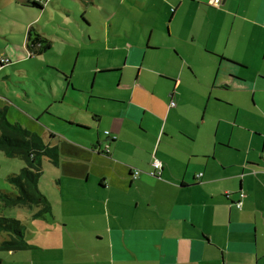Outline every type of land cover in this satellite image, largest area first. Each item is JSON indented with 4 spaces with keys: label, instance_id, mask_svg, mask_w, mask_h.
<instances>
[{
    "label": "crops",
    "instance_id": "obj_1",
    "mask_svg": "<svg viewBox=\"0 0 264 264\" xmlns=\"http://www.w3.org/2000/svg\"><path fill=\"white\" fill-rule=\"evenodd\" d=\"M161 1L167 10L156 8L174 41L173 52L162 57L154 19L141 21L146 40L120 47L109 44L113 24L106 14L91 13L96 28L88 11L76 20L105 51H126L121 64L99 71L119 72V86L98 78L96 67L93 80L103 79L97 81L101 88L79 90L70 118L72 127L88 131L69 128L88 140L85 151L97 167L88 178L106 193L101 215L109 222L105 218L106 229L96 238L105 244L75 252L70 263L49 261L34 245L5 250L24 264H264V0ZM36 9L42 18L45 8ZM35 20L27 31L33 26L50 40ZM27 31L25 48L16 46L40 55ZM204 64L207 74L196 68ZM127 69L134 75L125 79ZM32 119L53 145L56 133L46 139L40 116ZM153 154L163 163L160 176L150 174ZM134 168L142 170L136 179Z\"/></svg>",
    "mask_w": 264,
    "mask_h": 264
},
{
    "label": "rangeland",
    "instance_id": "obj_2",
    "mask_svg": "<svg viewBox=\"0 0 264 264\" xmlns=\"http://www.w3.org/2000/svg\"><path fill=\"white\" fill-rule=\"evenodd\" d=\"M21 1L0 0V56L12 62L0 66V104L8 105L11 122L24 123L35 131L40 130L32 118L38 121L40 116V122L46 126L44 129L41 126L43 136L48 139L50 131L56 133L52 139L49 134V139L59 147L60 159L58 165L48 157L43 160L39 189L46 196L47 203L33 207L0 205V216L21 220L27 227V241L38 247L39 250L35 251L44 254L47 260L65 259L64 262L70 263L71 257L77 256L75 252L78 251L81 256L95 244L104 246L105 241L102 243L96 238L105 231V218L108 220L101 215L106 193L98 189L94 177L88 178L89 171L97 170L90 154L85 151L90 144L86 138L70 132L69 128L84 133L88 131L72 127L70 118L79 106L75 100H80L79 90L83 87L97 93L102 84L97 81L103 80L98 79L100 76H104L107 83L114 84L113 87L119 86V72L100 74L99 71L106 70L101 67L121 64L126 52L121 55L120 51H105L100 41L94 38L93 41L88 40L91 32L85 33L81 22L76 20H81L84 11H88L85 14L92 19L96 28L99 24L91 13L106 14L109 24H113L111 47L122 44L132 46L146 40L147 36L141 35L142 20L153 23L154 19L155 25L162 31L157 37L162 44L161 57L173 52L174 41L168 36L167 24L164 26L156 8L160 6L167 10L161 0H145L147 5L142 7L134 0H48L42 18L38 17V7L22 6ZM52 16L55 22L48 21ZM33 19H36L35 23L47 27L52 48L49 52L29 56L27 51L16 45L25 48L27 24ZM116 32L124 37H112ZM10 50L13 55H10ZM15 53L20 54V60ZM96 67L100 75L94 84L92 70ZM196 68L201 74L209 72V66L205 64ZM64 73L72 74L70 85H67L62 75ZM133 75L134 71L127 69L123 78ZM86 118L85 114L82 120ZM88 122L92 121L89 119ZM96 127L97 124L92 129ZM26 165L21 156L7 155L0 148V190L19 194L18 189L8 181V176L20 173ZM41 208H48V211L35 215ZM112 218L111 214L110 221ZM2 239L4 233L0 236V241ZM0 257L4 259L3 264H24L22 256L16 253L13 255L0 249Z\"/></svg>",
    "mask_w": 264,
    "mask_h": 264
},
{
    "label": "trees",
    "instance_id": "obj_3",
    "mask_svg": "<svg viewBox=\"0 0 264 264\" xmlns=\"http://www.w3.org/2000/svg\"><path fill=\"white\" fill-rule=\"evenodd\" d=\"M21 4L25 7L44 8V3L40 1L23 0ZM27 41L32 44V47L37 45L39 48L36 51L37 53L40 51V54L43 51H48L51 46L50 40L42 38L33 26L28 28ZM29 54H35V51H31ZM4 65L7 64L0 62V66ZM62 75L67 83H71L70 75L65 73ZM106 133H109V131ZM0 148L7 155H19L27 162L20 173L8 176V181L18 189L19 194L15 195L11 192L0 191L1 205L33 207L39 206L41 203H47L46 196L39 189L43 160L48 157L54 164L58 165L60 159L59 147L45 142L38 132L24 127L19 122H11L8 118V105L0 104ZM136 169L138 168L132 169L131 173L135 179L137 178L134 174ZM45 211H48V208H41L35 215H41ZM3 233L7 238L0 243L1 249L20 250L31 246L27 241V227L17 218L0 216V235Z\"/></svg>",
    "mask_w": 264,
    "mask_h": 264
},
{
    "label": "built area",
    "instance_id": "obj_4",
    "mask_svg": "<svg viewBox=\"0 0 264 264\" xmlns=\"http://www.w3.org/2000/svg\"><path fill=\"white\" fill-rule=\"evenodd\" d=\"M32 1H40V2H43L44 3L43 5H45L48 2V0H32ZM220 1L221 0H215L214 2L216 4H219ZM0 62L3 63V64H8L9 62H11V60L8 59V58H4V57L0 56ZM170 104H171V106H175L176 105V101L172 99ZM151 164L153 166V170H151L150 174L151 175L160 176L161 170L163 168L162 161L160 159H158L155 155H153V160H152V163ZM141 172H142L141 170L136 169L135 170V173H134L135 174V177H138V175ZM198 176L201 177L202 176V173H199ZM245 197H246L245 194L242 193V198L239 201L236 202V206L238 208H241L242 207V205H243V199Z\"/></svg>",
    "mask_w": 264,
    "mask_h": 264
}]
</instances>
